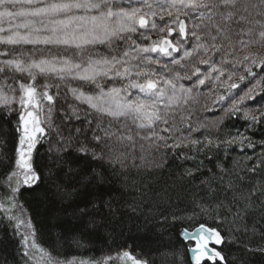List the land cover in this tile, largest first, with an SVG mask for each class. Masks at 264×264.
Returning a JSON list of instances; mask_svg holds the SVG:
<instances>
[{
	"label": "snow or ice",
	"instance_id": "6c2138e0",
	"mask_svg": "<svg viewBox=\"0 0 264 264\" xmlns=\"http://www.w3.org/2000/svg\"><path fill=\"white\" fill-rule=\"evenodd\" d=\"M0 46V109L16 113L19 133L14 165L0 178L8 188L0 212L14 222L24 257L32 259L33 250L48 256L36 244V229L21 204L25 196L40 197L53 212L59 206L79 225L81 239L106 227L121 209L122 218L148 210L167 219L183 196L201 212L231 216L233 223L247 220L245 229L261 236L255 250L264 253V178L257 180L264 158L248 166L252 176L237 173L233 179L231 170L221 175L215 168L198 174L197 168L181 173L179 183L161 182L172 155L167 150L198 130L185 105L201 86L220 81L236 89L238 65L248 76L264 67V0H0ZM245 78L238 75L241 82ZM255 92L251 87L237 94L227 112L260 123L264 112L239 106L255 99ZM237 139L243 145L248 137L220 143ZM44 142L53 153L52 163L43 166L47 176L33 164ZM248 147L255 145L249 140ZM181 235L194 241L195 264L225 261L214 247L225 242L218 229L201 224ZM72 238L80 243L75 233ZM121 262L150 264L127 250L65 264ZM47 264L60 262L48 258Z\"/></svg>",
	"mask_w": 264,
	"mask_h": 264
},
{
	"label": "trees",
	"instance_id": "16d2710c",
	"mask_svg": "<svg viewBox=\"0 0 264 264\" xmlns=\"http://www.w3.org/2000/svg\"><path fill=\"white\" fill-rule=\"evenodd\" d=\"M123 2L126 4L127 0ZM158 23L162 21L158 20ZM158 38V35H152L153 40ZM146 42L149 41H142L148 44ZM252 51L255 52L257 49ZM260 51L264 52V50ZM198 66L202 70L207 68V65ZM153 67L158 68V66ZM233 71L237 73L233 77V82L239 84L238 88L222 86L220 81L216 84L211 82L210 100L203 102L207 103L204 106L206 108H192V119L198 130L190 132L187 140L180 147L167 150L172 155L168 157L170 165L164 168L162 183L167 181L171 184L173 178H176L179 183L181 173L195 171L197 168H199L198 174L208 172L211 168H215L221 175L225 174V169L231 170L233 179L237 173L241 176L256 175L247 172V168L264 158V118L260 123H253L245 120L242 112L230 114L227 108L238 100L237 94L244 95L249 88L255 87V99H247L239 106L257 114L264 112V103L260 102L261 97L264 96V75H262L264 67L253 68L257 76H248L241 65ZM240 74L246 77L242 82L238 79ZM226 77L227 73L221 78ZM182 82L185 86L191 85L189 80ZM208 88L207 86L205 90ZM220 95L224 96L223 100L218 99ZM211 103L213 110L218 112L205 116V111L211 108ZM12 107L15 108L17 105ZM16 126V113H5L3 109H0V178L5 177L14 165L19 137V133L15 131ZM232 136L239 138L247 136L248 140H245L243 145L240 144L239 139L232 144L220 143L221 138ZM45 139L50 141L51 138ZM192 140L199 142L193 144ZM209 140L213 143H209ZM249 140L255 147H248ZM52 155L47 142H44L42 146L38 145L37 151L33 153L34 166H41L46 176L48 170L43 166L52 163ZM258 173L257 180L264 178V172L258 169ZM7 191V185L0 182V197ZM182 199L183 203L177 202L180 203L178 208L175 205L170 208L167 219L160 218L159 211L148 210L134 214L128 213L122 218L120 211L124 210L121 209L114 216L109 217L106 227L92 232L91 235L85 233L82 239L79 235V225L59 211V206L57 211L53 212L51 206L43 203L40 197L32 196H25L21 204L26 217L32 219L36 229L35 240L38 248L43 249L49 258L60 264L73 259L77 262L98 260L108 254L116 256L118 252L124 250L130 251L137 258L149 260L150 264H192L189 256L192 245L182 241L180 233L183 230H195L201 224L218 229L224 236L225 242L217 249L225 257L223 264H264V253L255 250L261 242L260 233L252 231L250 226L249 230H246L247 220L233 223L231 216L224 219L213 213L201 212L198 208H194L191 198L184 199L182 196ZM19 214L17 212V215ZM13 224V221L8 220L5 214L0 212V264H37L33 257L34 253H32V259L23 256L21 236L16 232ZM73 233L76 234L80 243L72 238ZM204 264H211V262H204ZM217 264L220 262L217 261Z\"/></svg>",
	"mask_w": 264,
	"mask_h": 264
},
{
	"label": "rangeland",
	"instance_id": "374dc122",
	"mask_svg": "<svg viewBox=\"0 0 264 264\" xmlns=\"http://www.w3.org/2000/svg\"><path fill=\"white\" fill-rule=\"evenodd\" d=\"M146 43H149V42H146ZM0 47H2V46H0ZM27 47H31V46H27ZM224 79H226V78H221V81H223ZM109 83H111V82H109ZM209 83H211V82L206 81V85L205 86H201V88L199 89V92L201 94L198 95L194 101H189L190 104L187 105V106L185 105V107H190L191 110H192L193 107H195L197 109L198 108L202 109L207 104V103L204 104L203 102L204 101L208 102L210 100L209 94H211V92H209V88L207 90H205V88L208 86ZM216 83H217V81L214 82V84H216ZM244 90H245V87H244ZM70 99H71V97L69 96V100ZM63 102L64 101L62 100V103ZM201 103H202V107H201ZM81 107L83 108V107H87V106L86 105H81ZM208 107H209V105H208ZM205 108L206 107H204L203 109H205ZM201 109H199V110H201ZM213 109H214V107H212V103H211V108H209L207 111H205V116H207L208 114H214V112H218L217 110H213ZM53 116H54V119H56L55 112L53 113ZM53 134H55V133H53ZM33 253H34L33 257H34L35 261L37 262V264H47V259L49 258L48 256L44 257V256L41 255L40 252L35 251V250L33 251ZM121 264H123V262H121Z\"/></svg>",
	"mask_w": 264,
	"mask_h": 264
},
{
	"label": "water",
	"instance_id": "95a60500",
	"mask_svg": "<svg viewBox=\"0 0 264 264\" xmlns=\"http://www.w3.org/2000/svg\"><path fill=\"white\" fill-rule=\"evenodd\" d=\"M184 231V230H183ZM182 231V232H183ZM187 231H189V230H187ZM196 231V229L195 230H192V231H189V232H195ZM182 234V233H181ZM180 234V238L185 242V243H187V244H192L193 246L192 247H194L195 245H194V241H191V240H185L184 239V237L182 236ZM221 245H218V246H214V247H216V249H218L219 247H220ZM191 247V248H192ZM190 248V249H191ZM190 249H189V256H190V259H191V262H192V264H195V261H194V259H193V254H192V252L190 251ZM205 262H210V261H205Z\"/></svg>",
	"mask_w": 264,
	"mask_h": 264
},
{
	"label": "bare ground",
	"instance_id": "6f19581e",
	"mask_svg": "<svg viewBox=\"0 0 264 264\" xmlns=\"http://www.w3.org/2000/svg\"><path fill=\"white\" fill-rule=\"evenodd\" d=\"M181 233H182V232H181ZM181 233H180V234H181ZM181 240H182V239H181ZM182 241H183V240H182Z\"/></svg>",
	"mask_w": 264,
	"mask_h": 264
}]
</instances>
